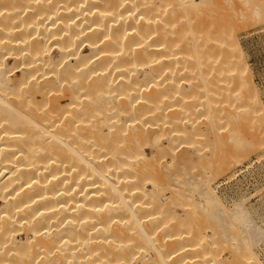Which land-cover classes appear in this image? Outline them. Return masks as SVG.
Segmentation results:
<instances>
[{
  "label": "bare ground",
  "instance_id": "obj_1",
  "mask_svg": "<svg viewBox=\"0 0 264 264\" xmlns=\"http://www.w3.org/2000/svg\"><path fill=\"white\" fill-rule=\"evenodd\" d=\"M232 1L241 18L264 21V0ZM227 10L219 0H0V264H180L211 236L209 219L221 226L212 264L232 240L235 264H263L259 225L243 200L223 206L212 183L226 160L191 173L198 121L228 127L242 152L262 143L238 135L261 102L220 22ZM226 63L235 74L222 88Z\"/></svg>",
  "mask_w": 264,
  "mask_h": 264
},
{
  "label": "rangeland",
  "instance_id": "obj_2",
  "mask_svg": "<svg viewBox=\"0 0 264 264\" xmlns=\"http://www.w3.org/2000/svg\"><path fill=\"white\" fill-rule=\"evenodd\" d=\"M227 1L229 3V0ZM219 2L222 6H225L226 10L228 9L227 10L228 13H231L229 14V17H227L228 15L227 13L226 16L223 17V19H220V22L221 21L222 23L224 22L223 23L224 25L226 22L227 24L226 28L229 29L228 33H230L231 35L237 38L236 40L240 45V49L242 51L244 61L248 69V74L250 73L249 76L252 78V79L250 78V80L253 86L252 87L253 91L256 94L259 101L261 102V108L256 113V115L249 114L243 116L239 120V123L242 125V127H240L241 129L239 131L241 132H239L238 135L240 134V136L244 138L245 144H247L248 142L249 144L251 143L253 144V142L254 144L255 143L259 144L260 142L263 143L264 142V21H262V19L258 20L253 16L251 17L250 15H246L248 14L246 12H244V14L246 13L245 14L246 16L244 15L245 18L244 17L241 18L239 16L240 14H237L239 13L238 11L235 14V12L233 11V6L232 8L228 6L230 5V3L229 4L227 3L228 7H226L225 0H219ZM232 2L234 3L233 5L238 6V8H243V6L239 4L240 2L242 3V0H233ZM229 9L231 10V12H229L230 11ZM232 11L233 14H235L234 16L232 15ZM225 17L227 19H224ZM212 18L214 19V22L218 21V19H216L217 18L216 16L213 15ZM213 37L216 38L217 36L214 34L212 38ZM210 45L214 47L213 49L214 52L218 51L217 50L218 47L214 45V41H212ZM199 51L201 52V48L200 50H198L199 55H202V53L204 52L202 51L200 53ZM180 57L181 56H179V58ZM232 69L233 66L229 65L228 63L224 65L225 84L222 85V88H226V87L228 88L229 84L231 83L230 81L234 79L233 75L235 73H233L234 69L233 70ZM202 72H204L206 75L212 73V71L211 73H207L209 71L206 70ZM209 76L210 77H205L204 80L205 81L211 80L212 79L211 75ZM215 99L217 100L214 103L216 109H218L217 106L219 107L220 110H221L220 108L221 106L223 109L224 104H225L224 109L222 111L228 109V107L227 109L225 108L226 102H228L225 96L218 97V99L215 96ZM191 100H193V97ZM228 106H229V102H228ZM204 123L205 121H198L197 123H195L197 124L199 129H198V133L194 135V141H195L194 147L200 149L201 156L197 158L196 163L194 162L195 164L191 169L192 172L191 171L190 172L196 173L198 178V175L206 167L209 166L211 168H214V166L218 164L220 160L223 161L226 160L227 164L225 167H230V169L228 170L223 169L221 172L218 171L219 173H217L214 172L216 171V168H214L215 169L213 170L214 174L212 175V177L214 178L212 180V183L214 184V186L216 185V193L218 197L221 199L222 204H224L223 206H225L226 208H231L232 203L235 200H239V201L243 200V206L249 211L250 218L253 220L255 224H257V226L259 225L258 227L263 233L260 234L263 236V238L262 236L259 238V241L261 240V238L263 239V241L261 240L260 242H258V246L255 247V251L260 261H262V263L264 264V253H263L264 251L263 250L264 249V245H263L264 244V231H263L264 230V149L262 150V148L264 147V143L263 144L260 143L262 145L259 144L260 148H258L259 145L257 146L255 144L258 150L257 152L253 151L254 150L253 148L252 149L248 148V146H247L248 149L246 150L247 153L244 152L246 148L242 152L239 149H235V147L234 148L231 147L232 144L230 142H232L233 139L232 141H229L228 138L226 139V137H229V134H232V133L228 134V130L226 131V128L228 129V127L221 129H217L214 127L215 129L214 128L212 129L209 127H203ZM227 126H229V128L232 129V127H234V124L231 123L228 124ZM235 130L237 131L236 127L234 131L232 130L231 132H234V135H237ZM217 139L219 141L224 139L223 141L224 143L226 142V146H227V148H225L226 149L225 151H224V147H225L224 143L220 141L222 143L221 144L222 146L219 145V143H217L218 142ZM215 140H217L216 144H214ZM184 147L185 146L182 145L180 148L183 154H186L185 152L187 153L190 152V151H186ZM233 152L235 155L233 154ZM237 156L239 157L241 156V158L243 157L245 158V159L243 158V160L241 159V162L239 163L242 164L238 167H236L234 164H233L234 166L232 165L233 163L232 161ZM196 192L197 191L195 190V193ZM165 195L166 197H170V198L174 196V195L172 196L170 192L167 193V190ZM185 202H186L185 198L179 197L178 201L175 202L177 203L178 207L177 206L173 207L174 210L182 211L180 205L184 204ZM196 211H201V210H196ZM178 213H180V215L182 214L181 212ZM216 218H218V216ZM219 219H221V217ZM223 220L221 219L220 223L223 222ZM216 221L218 220L209 219L208 221H206L207 223L205 224H207L208 227L209 226L211 227L212 230L211 236H206V241H199L196 245H194V247H192L193 251L192 250L187 251L186 252L187 256L193 255V257L191 259H187L188 257L185 258L184 260L181 261L180 264H189L190 262L189 260H191L193 263H198V264H206L207 262H210L208 264H212L207 253L209 252V249H211V247L214 246V244L212 243L213 240L210 237L213 238L215 236L214 233L217 232V230L219 231L221 227L220 225L214 226V224H216L215 223ZM232 241L233 242L227 241L226 244H223L222 246L224 247L222 249L223 251L221 252V256H222L221 259H223L221 262L222 264H235L234 263L235 260L231 257L232 255L230 256L231 254L230 251L234 247L233 245L236 246L238 244L240 245V242L239 241L234 242V240ZM180 253L186 255L184 251H181ZM221 259L219 260L221 261ZM238 261L239 259L236 262Z\"/></svg>",
  "mask_w": 264,
  "mask_h": 264
}]
</instances>
